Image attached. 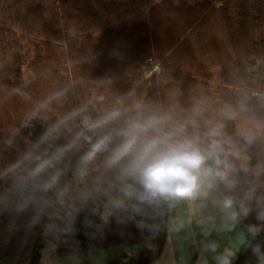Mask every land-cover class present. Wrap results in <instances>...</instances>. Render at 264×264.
<instances>
[{
  "label": "trees",
  "instance_id": "obj_1",
  "mask_svg": "<svg viewBox=\"0 0 264 264\" xmlns=\"http://www.w3.org/2000/svg\"><path fill=\"white\" fill-rule=\"evenodd\" d=\"M113 109L170 116L204 146L219 140L232 170L231 183L216 182L237 219L260 229L232 264H247L254 245L264 253V130L252 138L235 130L238 114L264 126V0H0V171L37 144L54 149L79 132L94 140L85 118ZM88 147L67 162L61 184L69 192L99 175L107 154L82 162ZM168 208L151 231L113 222L103 241L90 239L81 213L74 234H57L56 253L127 243L136 251L110 264H150L165 242ZM22 223L0 216V264H39L52 237L44 225L29 232Z\"/></svg>",
  "mask_w": 264,
  "mask_h": 264
},
{
  "label": "clouds",
  "instance_id": "obj_2",
  "mask_svg": "<svg viewBox=\"0 0 264 264\" xmlns=\"http://www.w3.org/2000/svg\"><path fill=\"white\" fill-rule=\"evenodd\" d=\"M127 111L113 109L95 121L85 118V127L94 140L79 132L54 149H41L37 144L0 171V216L8 214L14 221H22L29 232L44 225L45 236L52 237L43 249L41 264H84L85 252L78 244L70 245L62 257L56 254L57 234H74L81 213L85 215L84 226L93 229L90 239L103 241L105 229L113 222L131 223L142 233L151 231L158 226L165 204L207 195L206 189L216 179L231 183L228 177L232 165L219 140L211 139L204 146L198 137L185 134L184 125L172 122L170 116H129ZM219 127L208 136L217 137ZM85 143L89 147L81 156L82 162L92 161L100 153L107 155L90 186L69 192L61 180L67 162ZM220 208L228 220H237L231 196L220 201ZM247 211L244 209L245 215ZM258 219L264 220V213ZM57 221H63L64 227L60 228ZM259 230L256 226L250 228L253 235ZM209 247L215 251L214 244ZM96 249L90 244L88 257ZM251 251L264 264L260 245L252 246ZM234 256L226 249L216 257L217 264H232Z\"/></svg>",
  "mask_w": 264,
  "mask_h": 264
},
{
  "label": "crops",
  "instance_id": "obj_3",
  "mask_svg": "<svg viewBox=\"0 0 264 264\" xmlns=\"http://www.w3.org/2000/svg\"><path fill=\"white\" fill-rule=\"evenodd\" d=\"M206 192L207 195L197 196L191 201L172 202L169 205L165 242L159 256L150 264H217L216 257L226 249L235 254L247 249L254 235L248 226L238 219L228 220L221 211L220 201L225 195L216 180ZM213 244L215 251L209 247ZM136 247L120 243L93 253L91 257H88V251H84V264H110L124 254L135 252ZM3 263L20 264L16 257H6ZM247 264H260V261L255 256Z\"/></svg>",
  "mask_w": 264,
  "mask_h": 264
},
{
  "label": "rangeland",
  "instance_id": "obj_4",
  "mask_svg": "<svg viewBox=\"0 0 264 264\" xmlns=\"http://www.w3.org/2000/svg\"><path fill=\"white\" fill-rule=\"evenodd\" d=\"M235 130L242 136L252 138L264 130V126H262L255 118L238 114L235 117Z\"/></svg>",
  "mask_w": 264,
  "mask_h": 264
},
{
  "label": "built area",
  "instance_id": "obj_5",
  "mask_svg": "<svg viewBox=\"0 0 264 264\" xmlns=\"http://www.w3.org/2000/svg\"><path fill=\"white\" fill-rule=\"evenodd\" d=\"M94 264H99V263H94Z\"/></svg>",
  "mask_w": 264,
  "mask_h": 264
}]
</instances>
